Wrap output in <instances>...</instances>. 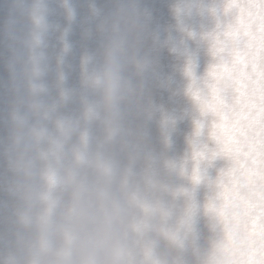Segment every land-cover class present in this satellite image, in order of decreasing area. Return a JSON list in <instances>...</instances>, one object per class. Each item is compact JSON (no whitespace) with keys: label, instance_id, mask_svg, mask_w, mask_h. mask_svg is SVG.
I'll use <instances>...</instances> for the list:
<instances>
[{"label":"clouds","instance_id":"9594fccd","mask_svg":"<svg viewBox=\"0 0 264 264\" xmlns=\"http://www.w3.org/2000/svg\"><path fill=\"white\" fill-rule=\"evenodd\" d=\"M60 9L67 21L55 17ZM70 0H9L0 118V264H233L242 225L174 154L162 42L145 0L93 3L73 83ZM55 38V47L50 41ZM204 218V229L198 224Z\"/></svg>","mask_w":264,"mask_h":264},{"label":"rangeland","instance_id":"374dc122","mask_svg":"<svg viewBox=\"0 0 264 264\" xmlns=\"http://www.w3.org/2000/svg\"><path fill=\"white\" fill-rule=\"evenodd\" d=\"M228 0H145L153 10L160 29L162 54L160 73L161 87L158 91V102L162 106L159 119L172 126L171 145L174 154L190 169V177L196 170L195 152L201 148L213 149L216 139L212 135V128L219 125L218 131L228 137L232 133L233 124L227 118H215L211 113L204 115L200 112L197 97H203L207 92L211 97L208 81L212 79V69L215 59L210 55L212 44L209 40L216 32L218 23L227 22L229 17L223 16V3ZM234 3L256 2V0H232ZM93 3L103 5L106 0H70L76 11L77 20L68 36L72 54L70 61L73 65L71 80L73 83L79 77V57L84 48L91 47L92 42L84 37V29L88 26ZM9 17V0H0V54L6 53L4 47V28ZM61 25L67 23L60 9L55 17ZM221 36L218 50L225 55ZM56 41H50V47H55ZM189 63L192 67L189 71ZM223 71V67H219ZM9 81L3 58H0V118L7 109ZM239 97V93H236ZM200 123L199 135L197 125ZM3 125L0 123V130ZM229 166L226 157L216 156L204 159L199 167L203 175L198 187L197 199L203 206L213 195L211 185L220 176L221 171ZM241 182V181H237ZM257 193L253 199H258ZM209 204L218 217L225 223L231 222L242 225L247 236L249 255L244 260L234 261L233 264H264V232L253 230L251 211L244 207H233L225 210L220 201ZM198 226L204 229V218L201 217Z\"/></svg>","mask_w":264,"mask_h":264},{"label":"snow or ice","instance_id":"6c2138e0","mask_svg":"<svg viewBox=\"0 0 264 264\" xmlns=\"http://www.w3.org/2000/svg\"><path fill=\"white\" fill-rule=\"evenodd\" d=\"M222 12L229 19L218 23L216 32L209 37L215 40L210 55L217 65L208 81L211 97L205 92L202 98L197 97V104L204 115L229 119L233 129L225 137L218 131L219 125L212 128L216 146L195 152L192 180L200 183L203 179L199 167L202 160L226 157L229 166L211 185L214 197L225 210L244 207L253 212V230L264 232V0H228ZM221 36L226 37L222 49L225 55L218 50ZM191 67L189 63V71ZM199 129L200 123L197 135ZM257 190L259 198L253 199Z\"/></svg>","mask_w":264,"mask_h":264}]
</instances>
